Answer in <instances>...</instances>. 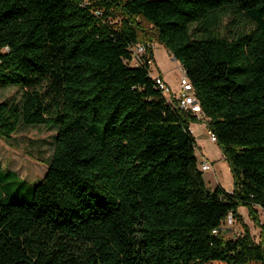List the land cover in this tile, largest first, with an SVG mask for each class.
I'll use <instances>...</instances> for the list:
<instances>
[{
  "label": "trees",
  "instance_id": "trees-1",
  "mask_svg": "<svg viewBox=\"0 0 264 264\" xmlns=\"http://www.w3.org/2000/svg\"><path fill=\"white\" fill-rule=\"evenodd\" d=\"M225 15L252 29L220 34ZM156 43L193 84L232 192L206 186L201 122L131 64ZM0 87L21 89L0 102L1 139L56 130L38 185L6 172L30 201L0 180V264H264V0H0ZM240 207L259 243L221 234Z\"/></svg>",
  "mask_w": 264,
  "mask_h": 264
},
{
  "label": "rangeland",
  "instance_id": "rangeland-1",
  "mask_svg": "<svg viewBox=\"0 0 264 264\" xmlns=\"http://www.w3.org/2000/svg\"><path fill=\"white\" fill-rule=\"evenodd\" d=\"M234 22V24H233ZM252 24L245 18H234L232 15L223 16L217 32L230 35L234 31H250ZM231 32V33H230ZM155 76L162 75L169 87L176 91L182 77V67L174 60L169 51L160 43L154 44ZM21 94L17 87H0V102L12 101ZM190 129L196 138V155L199 166L205 159L212 164V170L203 172L204 181L209 190L214 191L218 186L228 192L233 190V179L223 152L216 142H211L208 129L204 124H192ZM56 130L44 126L21 127L10 141L0 138V180L9 183L4 190L10 202H25L31 200L27 186L18 187L17 180L6 175L12 171L32 187L38 185L49 169L55 148ZM259 219L264 223V212L256 207ZM238 217L230 214L220 228L226 239L235 240L244 235L247 228L256 243L260 242L261 230L255 225L246 207L238 209Z\"/></svg>",
  "mask_w": 264,
  "mask_h": 264
},
{
  "label": "built area",
  "instance_id": "built-area-1",
  "mask_svg": "<svg viewBox=\"0 0 264 264\" xmlns=\"http://www.w3.org/2000/svg\"><path fill=\"white\" fill-rule=\"evenodd\" d=\"M151 48L153 51V55L148 51V48ZM154 47L155 45H144V44H137L133 46L130 51L132 54L131 64L136 67L148 66L150 69V76L155 80L158 88L162 91L164 97L167 101L179 109L182 113L187 115L194 116L197 121L201 122L199 124L206 125L207 119L201 107L200 101L197 97L196 90L186 75L185 70L182 68V77L179 82V88L174 91L172 90L169 85L165 82L162 75L155 76L153 74L154 69ZM192 125V124H191ZM190 125V126H191ZM190 132L193 133L192 129ZM208 132V136L211 142H216L215 135ZM200 169L202 172L211 171L212 164L208 160H203L200 164Z\"/></svg>",
  "mask_w": 264,
  "mask_h": 264
},
{
  "label": "crops",
  "instance_id": "crops-1",
  "mask_svg": "<svg viewBox=\"0 0 264 264\" xmlns=\"http://www.w3.org/2000/svg\"><path fill=\"white\" fill-rule=\"evenodd\" d=\"M154 59H155V57H154ZM163 77V76H162ZM163 79H164V77H163ZM165 80V79H164ZM193 131V130H192Z\"/></svg>",
  "mask_w": 264,
  "mask_h": 264
},
{
  "label": "water",
  "instance_id": "water-1",
  "mask_svg": "<svg viewBox=\"0 0 264 264\" xmlns=\"http://www.w3.org/2000/svg\"><path fill=\"white\" fill-rule=\"evenodd\" d=\"M174 60H175V58H174Z\"/></svg>",
  "mask_w": 264,
  "mask_h": 264
}]
</instances>
